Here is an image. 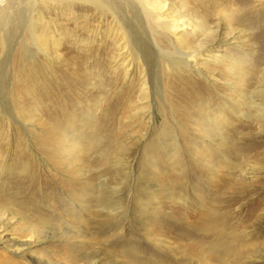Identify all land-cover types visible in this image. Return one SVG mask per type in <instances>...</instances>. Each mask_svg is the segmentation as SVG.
Masks as SVG:
<instances>
[{"label":"rangeland","instance_id":"374dc122","mask_svg":"<svg viewBox=\"0 0 264 264\" xmlns=\"http://www.w3.org/2000/svg\"><path fill=\"white\" fill-rule=\"evenodd\" d=\"M170 2L183 17L192 19L194 24H205L193 5L183 6V0ZM93 20L98 21L96 18ZM206 22L208 24V20ZM211 26L213 27L210 29L213 34L215 30V35L207 42L209 46L205 51H233L236 46L242 52L250 49V65L253 64L255 54L258 53L257 40L252 39L251 44L248 43L250 39L247 35H242L238 29L229 30L224 20L219 25L213 23ZM86 35L88 38V33L81 34L84 37ZM15 36L9 45L0 49V76L2 75L4 91L1 102H5L0 105V264H113L111 258L121 262L118 264H171L165 258L157 260L154 254L152 247L155 246L153 242L158 240L157 231L165 230L166 240L181 247L185 245L186 239L165 227L160 228L161 214H173L187 209L180 199H191L195 196L196 178L205 172V161L195 154V146L206 150L201 129H197L194 122L188 120L187 112L182 108L181 101L184 100L175 80L190 75L197 81L196 84L202 85L207 93L216 97L215 103H230L228 96L232 93L233 79L229 78L226 70L219 64H207L201 59L192 63L195 70H189L191 74L183 72L185 66L180 65L179 74L175 68H170L168 71L164 69L161 76V66L171 62L157 56L146 37L150 43L147 46L152 48L156 58L153 85L156 86V92L165 96V102L156 96L157 103L150 108L152 121H149V116L142 115V110H134L138 101L145 102L139 100L137 75L135 74L134 79H125L120 70H114V62L106 56L110 54L107 53L111 46L110 41L106 34L100 32L92 39L93 47L89 53L100 60L103 58V67H94L99 69L107 82L111 81L106 86L109 95L106 97H120L119 106L116 107L119 112L117 111L113 125L116 130V144L110 148L103 140L93 145L92 130L88 126L90 116L84 114L82 105L78 103V112L73 117L74 126L67 128L68 139L57 146L49 147L45 139L49 129L45 109L39 107L36 114L32 115L22 111L19 102H23L25 95H20L17 99L14 88L24 77L26 84L21 85L22 89L31 91L33 81L42 90L48 89L45 87L48 84L56 90L59 100L63 101L68 96L63 84L68 81V71H73L68 65L72 53L75 52L63 44H51L48 59L36 46L28 42V50L22 55L21 44L18 43L16 47L14 45L21 39L18 35ZM160 41L163 47H167L166 41ZM94 63L95 61L92 62V67ZM63 73L66 74L64 80ZM180 74L181 77L178 76ZM259 80L251 79L248 84L250 88L263 89L262 96L256 101L264 102V83ZM45 95L53 99L49 90ZM207 103L206 107L209 104L213 106L212 102ZM231 121L237 122L238 135L247 149L240 160V167L234 171L236 177H239V193L235 196L230 184L221 185L219 179L227 176L225 173L229 172L226 164H222L220 176L211 182L203 195L215 198L218 192L224 199L231 196V200L224 204L230 210L232 221L238 219L240 223L238 239L241 238L248 245V251L238 264H264V122L245 123L252 121L247 116L233 117ZM165 122L172 125L170 130L173 137L177 138L176 147L170 138L164 144L158 137ZM227 131L230 132L228 129ZM190 142L196 143L194 147ZM175 152L177 158L174 157ZM79 167L88 169V173L84 175L81 171L78 172ZM147 170L157 176L147 179ZM82 181L91 182V188L81 185ZM143 181L147 182L146 185ZM171 183L177 189L169 192L167 189ZM99 184H105L115 195L120 196L125 208L126 213L121 223L113 224L114 228L111 229L100 226V214L103 211L93 195ZM145 189H150L153 196L155 195L150 197L152 205L149 211L144 209L147 197L143 199L141 195L146 192ZM238 195L240 196L237 198ZM41 217L48 219L47 225L42 228L44 231L41 235L30 232L27 219L38 223ZM85 230L89 234H85ZM147 232L151 235H147ZM128 246L138 256L130 261L123 252ZM81 251L83 254L79 253ZM77 253L80 256L76 257ZM172 263L184 264V261L178 257Z\"/></svg>","mask_w":264,"mask_h":264},{"label":"bare ground","instance_id":"6f19581e","mask_svg":"<svg viewBox=\"0 0 264 264\" xmlns=\"http://www.w3.org/2000/svg\"><path fill=\"white\" fill-rule=\"evenodd\" d=\"M190 4L194 6L195 11L200 15L199 18L203 19L205 24H194L192 19L183 17L170 0H0V49L9 45L13 36L18 35L21 41H16L14 45L16 47L18 43L21 44L22 55L28 50V42L36 46L48 59H50L49 46L51 44L54 46L63 44L67 48L71 47L75 52L72 53L73 56L69 60L70 64L68 63L70 67L68 68L73 71H68V81L66 80L67 83L63 84L68 92L67 98L65 97L63 101L59 100L56 90L48 84H45L48 89L42 90L33 81L35 87L33 86L31 91L22 89L21 85L26 84L24 77L18 81L19 85L14 88L17 99L20 95H25L23 102H19L22 111L32 115L36 114L39 107L45 109L49 124L45 139L47 140L46 145L49 147L57 146L68 139L67 128L74 126L73 117L78 112V103L82 105L81 110L84 114L90 116L88 126L92 130L93 145L95 142L101 143L103 140L109 147L116 144L114 139L116 130L113 125L117 111L119 112L116 107L119 106L120 97L111 99L106 97L109 96L106 86L111 81L107 82L99 69L94 67L98 65L103 67V58L100 60L99 57H93L89 53L93 47L92 39L100 32L106 34V38L110 41L111 46L108 50L106 49L110 54L108 53L109 55L106 56H109L108 59L114 62V70H120L125 79H134L135 74L137 75L139 100L145 102L138 101L137 104L131 100L130 102L135 104L134 110L139 108L142 110V115L149 116V121L152 118L150 108L157 103L156 96L165 100V96L156 92V86L153 85L155 52L157 56H162L172 64L166 62L164 66H161V76L164 69L168 71L170 68H175L179 74L181 69L178 67L180 65L185 66V70L182 69L183 72L190 73L189 70H195L192 63L197 62L198 59L207 64L215 62L224 71L226 70L234 83L231 86L232 93L228 96L230 103L225 101H223L224 103H215L216 97L207 93V89L202 85L196 84L197 81L190 75L175 80L180 86L178 90L184 100L181 101L182 108L187 112L188 120L193 121L195 127L201 129L203 133L201 134L204 135L203 141L206 150L195 146V154L205 161V166H203L205 172L203 171L204 174L196 178L195 196L191 199L188 197L185 200L180 199L187 207L186 210L173 214H161L163 226L161 225L160 228L165 227L175 235L185 238V245L181 247L170 243L166 240L167 232L159 229L157 231L158 240L153 242L155 246L152 248L157 260L165 258L164 260L171 264H174L172 262L178 257L184 261V264H238L248 251V245H245L241 238L238 239L240 223L238 219L232 221L230 210L224 204L231 200V196L224 199L225 197L218 192H216L215 198L203 194H206V188L211 182L220 176L222 164H226L229 172L225 173L227 176L219 179L221 185L230 184L233 189L232 193L235 196L239 193L240 184L237 183L239 177H236L234 171L240 167V160L244 157L247 149L244 148L241 137L238 135L237 122L231 121V118L247 116L252 121L245 123L264 122V102L256 101L262 96L263 89L260 87L250 88L248 84L249 80L254 78H259V81L264 83V0H183V6L187 7ZM94 18L98 21L93 20ZM223 20L226 21L229 30L238 29L242 35H247L250 39L248 43L251 44L252 39L257 40L258 53L256 52L252 65L249 60L252 55L250 49L242 52L236 46L233 51L213 50L212 53L205 51L209 46L207 42L212 40L211 37L215 35V30L213 34L210 29L213 27L211 24L219 25ZM103 26L105 27L103 28ZM84 33L89 34L88 38L87 35L86 37H84L85 35L81 36ZM146 37L149 38L151 44L148 43ZM160 39L166 41L167 47L160 44ZM16 40L18 39L16 38ZM147 44H150L155 52ZM29 59L33 60L34 58L29 57ZM93 61L95 63L92 67ZM62 75L64 80L66 74ZM1 76L0 105L2 106V103L5 102H1L4 93ZM48 90L52 92L53 99L45 95ZM207 102H212L213 106L209 104V107H206ZM254 110L255 113H253ZM166 121L168 122V120ZM171 126L165 122L158 137L164 144L170 138L176 147L177 138L173 137ZM195 144L190 142L192 147ZM174 157H178L176 152ZM108 159L106 158V160ZM78 170L84 175L88 173V169L79 167ZM146 173L147 179L157 176L150 170H147ZM180 173L183 174L182 171ZM146 183L143 181V184L146 185ZM82 184L89 189L92 186L91 182L87 181H82ZM175 186L171 183L167 190L170 192L177 189ZM97 187L93 195L97 205L104 212L100 214L102 217L100 226L104 229L114 228L113 224L119 225L126 213L123 201L105 184H99ZM150 189H145L146 192L141 194L143 199L147 197L144 207L147 211L152 205L150 197L153 196V193ZM88 210L94 211L91 208ZM90 214L92 213L90 212ZM47 223L48 219L44 217H41L38 223L27 219L28 230L32 233L40 234L44 231L42 228ZM84 232L89 234L86 230ZM254 248L257 249L256 246ZM123 252L129 261L133 257H138L136 251L129 246ZM79 253L83 254L82 251ZM79 253L76 257L80 256ZM111 259L113 264H118L119 261Z\"/></svg>","mask_w":264,"mask_h":264}]
</instances>
